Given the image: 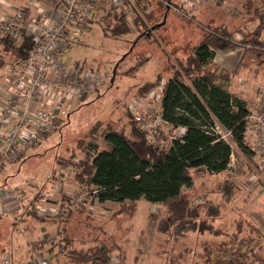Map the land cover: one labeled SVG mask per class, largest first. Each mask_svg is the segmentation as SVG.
<instances>
[{"label":"rangeland","instance_id":"1","mask_svg":"<svg viewBox=\"0 0 264 264\" xmlns=\"http://www.w3.org/2000/svg\"><path fill=\"white\" fill-rule=\"evenodd\" d=\"M1 1L4 3L5 0ZM170 1L173 5L162 1L165 5L160 0L145 2L148 13L152 14L148 22L151 31L150 35L138 38L131 3L101 0L102 7L97 5L90 28L68 48L66 55L72 63L82 62L88 68L107 71L110 78L85 98L68 103V115L58 118L56 130L41 144L26 148L19 162H5L0 172V184L10 190L4 192L23 187L25 191L21 196L23 194L27 203L0 217V254L10 252L17 264L29 260L34 248L52 264H89L77 262L72 251H87L96 244H105L112 250L110 264H264V194L259 191V187L264 190V166L256 157L252 166L240 149L228 170L222 173L207 171L203 177L195 178L190 186L183 187L184 192L197 194L189 222H206L216 233L213 230L189 232L171 240L165 205L145 199L136 202L134 215L127 211L117 213L119 203L110 201L101 205L94 196L88 198L87 206L93 213L73 212L66 220V216L58 220V215L43 214L38 209L60 207L65 198L64 190L72 196L77 184L74 165L70 162L83 157L78 142L85 140L99 145L100 150L111 149V145L102 140L103 130L107 126L127 129L131 122L126 105L133 98H139V88L163 74L155 88L161 92L160 86L172 77L177 62H184L202 44L206 33L214 28L225 25L235 33L238 46L230 51H201L204 57H209L210 67L232 72L241 61L237 75H232L229 81H218V85L245 98L249 105L257 102L259 90L264 89V49L254 48L256 51L248 52L252 46L244 41V34L235 31L244 22L246 28L242 27L246 32L252 35L257 31L264 0ZM10 2H17L14 5L17 7L11 10L2 5L6 13L14 14L20 8H26L29 2L31 6L27 7L33 14L42 7L49 9L40 0ZM113 4L116 8L126 9V21L132 29L131 33L118 38L112 32L106 34L102 27L109 24L112 27L116 22L104 18L106 9ZM162 18V22L159 21ZM4 45L0 42L1 79L8 73L7 67L18 61L16 49L7 51L3 49ZM142 104V112L148 107L154 108L151 113L154 118L161 111V100L150 98ZM169 133L175 135L173 129ZM259 169L260 173L257 172ZM4 177H7L6 182ZM55 177L63 182L62 189L56 186ZM223 179L232 180L237 189L235 202H225L220 194ZM32 188L36 193L30 192ZM206 203L220 204L221 214L211 218L206 214ZM31 205L36 206L34 209L39 216L48 217L42 219L30 212ZM70 205L73 211L78 210V206ZM155 214L159 218H154ZM64 235L67 240L61 239Z\"/></svg>","mask_w":264,"mask_h":264},{"label":"trees","instance_id":"2","mask_svg":"<svg viewBox=\"0 0 264 264\" xmlns=\"http://www.w3.org/2000/svg\"><path fill=\"white\" fill-rule=\"evenodd\" d=\"M162 1L173 5L170 0ZM162 1L160 0L161 3ZM145 2L125 0L126 5L131 3L130 8L138 26V38L147 36L151 27L148 22L152 14L148 13ZM99 6L102 7L101 4ZM260 15L261 21L254 34L246 32L245 22L235 31L244 34V41L252 46L248 52L256 51L254 48L264 49L262 38L264 11L260 12ZM104 18L116 21L112 27L110 24L107 27L102 26L106 34L112 32L113 36L118 38L132 32L126 21V9L116 8L113 4L106 9ZM163 19L159 21L162 22ZM234 37L235 33L225 25L206 33L202 44L196 47L184 62H177L172 77L164 84L162 117L173 127H186L183 137L175 139L167 149L153 147L148 143L147 134L140 130L133 114L127 109L131 122L127 129L107 126L101 133L102 140L110 144L111 149L100 150L99 145L85 140L78 142L83 157L72 162L75 181L79 184L98 186L96 195L98 200L118 202L117 213L127 211L134 214L137 210L135 202L142 197L153 203H162L168 212L166 220L171 240L184 237L189 232L213 230L216 233L212 225L206 222L202 221L200 224L197 220L189 222L192 202L197 194L191 191L184 192L183 187L190 186L195 178L203 177L207 171L224 172L228 168L232 154H236L239 149L252 166L256 163L254 149L246 142L250 124V109L247 102L236 93L218 85V81H229L232 75H237L241 61L232 72H223L211 68L209 57L207 55L204 57L200 53L205 49L234 50L238 46ZM0 42L5 44L4 50L16 49L17 62L28 54L30 39H25L18 46L16 42H10L7 38L0 39ZM162 77L163 74H158L155 79L145 82L138 90L139 97H144L148 92L155 90ZM216 123L230 130V141L210 130V126ZM219 192L225 202H235L237 189L232 180L223 179ZM206 205V214L211 218L221 214L220 204ZM77 209L73 211L74 209L69 207L68 213L62 212L58 215V220H63L64 216H71L77 211L93 213L87 206ZM31 210L42 219L48 217L39 216L34 207ZM153 217L159 218V215L155 214ZM65 236L61 239L67 240ZM111 251L105 244H96L87 251L81 249L72 252L80 263L110 264Z\"/></svg>","mask_w":264,"mask_h":264},{"label":"built area","instance_id":"3","mask_svg":"<svg viewBox=\"0 0 264 264\" xmlns=\"http://www.w3.org/2000/svg\"><path fill=\"white\" fill-rule=\"evenodd\" d=\"M40 1L48 5L49 9L42 7L37 14L21 9L14 14L6 13L2 6L4 3L0 2V39L7 38L17 44L30 39L27 56L9 67L0 83V171L5 162H17L24 156L26 148L40 144L56 130L58 118L68 115V103L85 98L110 78L109 72L88 68L82 62L72 63L66 55L68 48L90 28L101 0ZM160 88L161 92L152 90L144 97L133 98L126 106L133 114L137 126L147 134L148 143L159 149H167L175 139L184 136L186 127H173L162 117L164 84ZM150 98L161 100V111L155 118L151 114L154 111L152 107L142 112V103ZM249 120L248 130L255 137V157L264 166V89L258 92L255 107L250 109ZM172 129L175 135L169 133ZM210 130L230 141L229 129L216 123L210 126ZM234 158L235 154H232L231 160ZM231 160L226 170L233 165ZM257 172L260 173V169ZM55 179L56 186L61 188L63 182ZM75 182L77 186L72 196L69 195L71 192L64 190L65 198L60 202V207L38 209L43 214L51 212L59 215L62 212L68 213L70 204L88 206V198L96 197L98 186ZM21 193L24 191L20 187L5 193L0 186V217L14 211L21 204ZM0 264L16 262L10 252H5L0 254ZM17 264L52 262L33 248L32 257Z\"/></svg>","mask_w":264,"mask_h":264},{"label":"crops","instance_id":"4","mask_svg":"<svg viewBox=\"0 0 264 264\" xmlns=\"http://www.w3.org/2000/svg\"><path fill=\"white\" fill-rule=\"evenodd\" d=\"M8 1V2H7ZM11 1V0H10ZM9 0H5L4 1V4H5V6H6V8H8V9H13V8H16L17 6H14L17 2H13V3H11ZM124 3H125V0H124ZM4 6V5H3ZM27 6H31L30 5V2H29V4L27 3V5H26V8L24 7V8H20L21 10H26V9H28V12H33L31 9H29ZM42 10V9H41ZM40 10V11H41ZM39 11V12H40ZM38 12V13H39ZM8 69H9V67H7ZM0 77H1V73H0ZM3 81H2V79L0 78V83H2ZM242 98V97H241ZM242 99H244L246 102H247V100L245 99V98H242ZM255 103V102H254ZM254 103H252V105L250 104H248V102H247V106L249 107V109H252V108H254L255 107V104ZM44 141V140H43ZM42 141V142H43ZM41 142V143H42ZM246 142L247 143H249L252 147H254V144H255V137H254V134H253V132L252 131H250V130H248L247 131V133H246ZM40 143V144H41ZM39 145V144H38ZM37 146V145H36ZM34 147V146H33ZM25 155V154H24ZM24 157V156H23ZM22 157V158H23ZM22 158H20L19 160H17V162H19ZM16 162V163H17ZM70 163H72V162H70ZM5 164V163H4ZM4 164H3V166H4ZM3 166H2V168H3ZM2 170V169H1ZM1 172V171H0ZM3 180L6 182L7 181V177H4L3 178ZM248 185V184H247ZM0 186H1V188L2 189H4V190H7V191H9L10 189H8V188H5V186L1 183L0 184ZM243 187V186H242ZM23 188V187H22ZM262 188L261 187H259V191H260V193L262 192V194H264V190H261ZM27 190V189H26ZM23 191H25L24 190V188H23ZM30 192H35L36 193V190H35V188L33 189L32 188V190H30ZM49 192H51V191H49ZM64 194V193H63ZM261 194V195H262ZM141 199H145L144 197H142V198H140L139 200H137L136 202H138V201H140ZM33 200V199H32ZM31 200V201H32ZM146 200V199H145ZM99 201V200H98ZM111 200H108V201H105V202H101V201H99V203L101 204V205H103V204H106V203H109ZM20 202H21V204L14 210V211H16V210H19L25 203H27L26 201H24V196L23 197H21L20 198ZM130 202V201H129ZM136 202H135V205H136ZM115 203L117 204L118 202H116L115 201ZM35 205H31V208L32 207H34ZM116 206H118L119 207V204L118 205H116ZM36 207V206H35ZM137 207V206H136ZM29 211L31 212L32 210L29 208ZM137 211V210H136ZM135 214V213H134ZM133 214V215H134ZM73 215H71L70 217H68V215H66V218H65V220L67 219V217L68 218H71ZM3 249V248H2ZM1 249V250H2ZM3 253H5V252H3Z\"/></svg>","mask_w":264,"mask_h":264},{"label":"water","instance_id":"5","mask_svg":"<svg viewBox=\"0 0 264 264\" xmlns=\"http://www.w3.org/2000/svg\"><path fill=\"white\" fill-rule=\"evenodd\" d=\"M165 18H166V16H165ZM150 31H151V30L149 29L148 32H147L148 35H150Z\"/></svg>","mask_w":264,"mask_h":264}]
</instances>
